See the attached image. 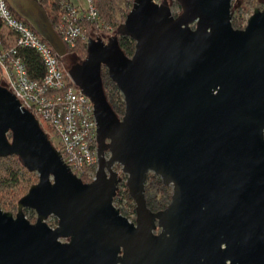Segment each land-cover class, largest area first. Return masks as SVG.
Here are the masks:
<instances>
[{"label": "water", "instance_id": "obj_1", "mask_svg": "<svg viewBox=\"0 0 264 264\" xmlns=\"http://www.w3.org/2000/svg\"><path fill=\"white\" fill-rule=\"evenodd\" d=\"M8 1L66 56L46 13L38 24ZM232 1L177 0L174 15L170 0H134L107 41L89 37L86 58L68 71L94 103L91 182L0 83V157L17 155L39 174L16 214L0 206V264H264V10L236 29ZM119 36L135 40L132 56ZM103 67L123 95L122 117L108 101ZM116 164L135 222L114 203ZM149 172L172 186L165 209L148 207ZM25 209L36 211L35 222Z\"/></svg>", "mask_w": 264, "mask_h": 264}, {"label": "built area", "instance_id": "obj_2", "mask_svg": "<svg viewBox=\"0 0 264 264\" xmlns=\"http://www.w3.org/2000/svg\"><path fill=\"white\" fill-rule=\"evenodd\" d=\"M59 2L61 19L54 29L66 56L78 43L88 44L90 29L107 39L114 34L115 28L102 17L96 0H85L84 6L72 0ZM0 22V83L33 113L72 172L93 180L98 169V142L92 99L70 76L64 56L18 16L8 0H0ZM26 48L41 58V77L31 75L22 53Z\"/></svg>", "mask_w": 264, "mask_h": 264}, {"label": "trees", "instance_id": "obj_3", "mask_svg": "<svg viewBox=\"0 0 264 264\" xmlns=\"http://www.w3.org/2000/svg\"><path fill=\"white\" fill-rule=\"evenodd\" d=\"M133 1L134 0H131V2ZM39 2L44 5L47 18L53 27H55L61 19L59 0H39ZM174 2L179 5L177 0ZM96 3L102 17L107 22L111 21L115 23L118 21L115 14V0H96ZM14 11L18 16L23 17L15 9ZM27 21L38 33H40L29 20ZM232 24L236 29L242 28V26L235 20L232 21ZM1 26L2 25L0 22V29ZM116 30L117 27H115L114 33H116ZM92 32H95V30H92ZM119 43L122 50L128 56H132L134 54L136 42L132 37L119 36ZM22 53L26 59L31 75L37 78L41 77L44 74V67L39 55L33 49L29 48L23 49ZM71 53L77 56L78 62L82 61L87 56V45L83 42H80ZM102 80L108 101L117 115L122 117L125 112L124 98L116 83L109 77L106 67L102 68ZM12 160L14 161L12 164H7V162ZM34 173L35 171H30L23 165L20 157L17 155L0 157V206L4 211H10L17 207L19 199L28 192L30 186L36 181V178H34ZM82 179L84 182H91V179L88 177L82 176ZM145 190L148 207L153 211L165 209L171 201V188L169 185H165L161 178L152 172H149L147 176ZM122 195H124L131 203L132 213H136L135 204L132 203L133 198L129 194L128 188H126V186L122 191ZM119 200L121 201L119 194L117 193L116 197L114 198V203L117 204V201L119 202ZM119 209L120 212L126 216V209L121 207ZM25 212H27V209H25ZM29 219L32 222L35 221L34 216H31Z\"/></svg>", "mask_w": 264, "mask_h": 264}, {"label": "rangeland", "instance_id": "obj_4", "mask_svg": "<svg viewBox=\"0 0 264 264\" xmlns=\"http://www.w3.org/2000/svg\"><path fill=\"white\" fill-rule=\"evenodd\" d=\"M13 1L16 2V0H13ZM72 1L77 3V4L83 5V6L86 4L85 0H72ZM174 1H176V0H170V5H171V10H172L173 14L175 15V14H179L181 12V7H180V5L176 4ZM133 3H134V1L131 2V0H115V9H116L115 14H116L118 21H116L115 23L111 22V21L109 22L114 28L118 27L126 19L127 14L130 12V10L133 6ZM256 7L264 10V0H233L232 1V21L235 20L237 23H239L242 26V28H244L247 24L249 17L252 15V13ZM95 33L96 32L91 31L90 35L93 38H96L97 35ZM99 37H101L104 41L108 40L105 37V35H100ZM76 62H78V58L73 53H70L66 57H64V64L67 67H70L73 63H76ZM0 81H1V79H0ZM107 155H109V153H107ZM13 162L14 161L12 160V161L7 162V164H10V163L12 164ZM114 169L116 171H118L119 177L121 178V182L119 183V189L117 192L119 194V198L121 199V201L120 200H119V202L117 201V204L115 203V205L117 208L121 207L123 209H126V216L130 219V221L135 222L136 213H132L131 203L127 200V198L124 195H122V191L124 190V188L126 186L127 174L122 172L120 164H116L114 166ZM34 178H36V181L34 182V184H35L39 180V174L37 172L34 173ZM169 187L172 190V186L169 185ZM126 188H127V186H126ZM132 203L135 204L134 201ZM17 210H18V205L13 210H10V212H13L14 214H16ZM25 213H26V216L28 219L31 216H34L35 221H36L37 213L35 210L27 209V212H25ZM47 222L52 227H56L58 224L57 217L54 215H51L48 218ZM157 232H159V229L157 230ZM63 241H67V239H63Z\"/></svg>", "mask_w": 264, "mask_h": 264}, {"label": "crops", "instance_id": "obj_5", "mask_svg": "<svg viewBox=\"0 0 264 264\" xmlns=\"http://www.w3.org/2000/svg\"><path fill=\"white\" fill-rule=\"evenodd\" d=\"M13 1V0H12ZM35 2H29V0H16L14 2L24 13L30 17L34 22L41 24L44 20L45 7L39 0H34ZM8 40H11V37L8 36Z\"/></svg>", "mask_w": 264, "mask_h": 264}]
</instances>
